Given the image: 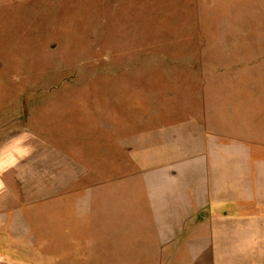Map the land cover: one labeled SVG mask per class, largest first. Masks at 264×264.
Wrapping results in <instances>:
<instances>
[{"label": "rangeland", "instance_id": "rangeland-1", "mask_svg": "<svg viewBox=\"0 0 264 264\" xmlns=\"http://www.w3.org/2000/svg\"><path fill=\"white\" fill-rule=\"evenodd\" d=\"M210 110L222 141L264 159V0H0V255L204 264L187 247L151 259L147 195L122 147ZM259 210L250 228H200L212 264H264Z\"/></svg>", "mask_w": 264, "mask_h": 264}, {"label": "crops", "instance_id": "crops-1", "mask_svg": "<svg viewBox=\"0 0 264 264\" xmlns=\"http://www.w3.org/2000/svg\"><path fill=\"white\" fill-rule=\"evenodd\" d=\"M210 112L204 120L189 116L135 137L130 135L122 147L127 158L136 161L147 195L146 210L151 215L147 225L152 231L148 253L152 260H170L187 247L193 254L200 253L199 261L212 264L208 254L215 237L198 234L200 228L204 224L250 228L257 218L249 214L258 213L264 205L260 145L250 146L233 137L222 141L223 135L214 132L225 133V129H214ZM4 158L0 157V167L6 165ZM10 160L7 164L14 165ZM225 210H231L230 214ZM13 260L0 255V264Z\"/></svg>", "mask_w": 264, "mask_h": 264}]
</instances>
